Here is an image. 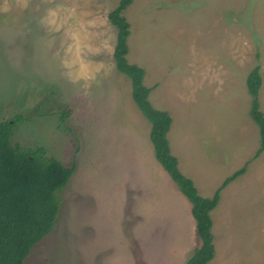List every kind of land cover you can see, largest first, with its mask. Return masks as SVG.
Wrapping results in <instances>:
<instances>
[{"label": "rangeland", "instance_id": "obj_1", "mask_svg": "<svg viewBox=\"0 0 264 264\" xmlns=\"http://www.w3.org/2000/svg\"><path fill=\"white\" fill-rule=\"evenodd\" d=\"M119 1L0 0V120L24 117L12 142L74 167L54 225L23 264H183L200 244L117 67L109 13ZM124 17L126 58L171 117L180 172L208 196L245 169L210 212L212 262L264 264V150L254 156L246 85L258 65L264 114V0H132Z\"/></svg>", "mask_w": 264, "mask_h": 264}, {"label": "trees", "instance_id": "obj_2", "mask_svg": "<svg viewBox=\"0 0 264 264\" xmlns=\"http://www.w3.org/2000/svg\"><path fill=\"white\" fill-rule=\"evenodd\" d=\"M132 0H120L109 13L111 23L117 28V45L114 51L119 71L129 77L132 97L150 123L149 136L158 162L176 182L190 204V214L195 221L200 244L187 256L183 264H214L215 253L210 212L219 202L224 186L244 173V168L226 176L215 191L208 196L198 193L192 179L185 177L171 153L166 133L171 123L167 111L151 106L150 88L143 82L144 70L128 62L127 38L129 23L124 10ZM262 83L259 66H253L246 76L251 96L249 114L259 130L257 157L264 150V114L260 110L257 93ZM62 116L68 112L61 110ZM24 117L16 115L0 120V264H23L32 248L42 240L54 225L59 213L57 191L64 188L73 173V165H63L53 156H47L41 145L31 147L12 142L14 127Z\"/></svg>", "mask_w": 264, "mask_h": 264}, {"label": "crops", "instance_id": "obj_3", "mask_svg": "<svg viewBox=\"0 0 264 264\" xmlns=\"http://www.w3.org/2000/svg\"><path fill=\"white\" fill-rule=\"evenodd\" d=\"M220 196H221V192H220ZM213 232V231H212ZM213 234H214V232H213Z\"/></svg>", "mask_w": 264, "mask_h": 264}]
</instances>
